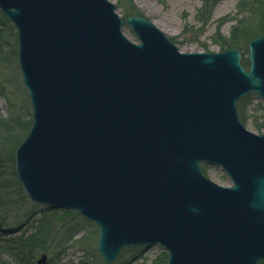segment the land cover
<instances>
[{"label": "water", "instance_id": "1", "mask_svg": "<svg viewBox=\"0 0 264 264\" xmlns=\"http://www.w3.org/2000/svg\"><path fill=\"white\" fill-rule=\"evenodd\" d=\"M0 10L32 108L14 155L30 200L94 221L106 263L151 244L164 264L264 259V131L248 130L236 106L255 92L264 109V34L249 40L246 68L238 47L182 52L109 0H0Z\"/></svg>", "mask_w": 264, "mask_h": 264}, {"label": "rangeland", "instance_id": "2", "mask_svg": "<svg viewBox=\"0 0 264 264\" xmlns=\"http://www.w3.org/2000/svg\"><path fill=\"white\" fill-rule=\"evenodd\" d=\"M109 1L113 2L116 12L122 17H126L123 16L124 12H132L130 15H138L151 21L182 52L223 51L227 48L222 49V44L234 39L240 43L236 46L241 49L242 57L247 56L240 33L243 30H260L264 25V12L259 9L258 3L251 0H244L240 6V0H218L212 8L206 7V10L201 9L203 0ZM252 6L256 7L257 13ZM7 19L1 12L0 23L3 22L0 31L3 41L0 42V120L8 124L12 133L13 141H10L8 151L15 155L18 145L31 127L32 108L19 67L16 28ZM122 31L129 39L137 41L130 26L123 24ZM242 98L243 119L239 117L240 121L248 130L262 133V99L255 92ZM200 167L203 174L215 183L232 185L221 167L206 163H201ZM22 192L25 199H21L19 194L11 193L9 200L12 203L1 208L0 215L3 218L6 216L7 223L4 227L7 228L20 227L22 230L28 229L27 231H33L36 227L41 231L50 228L47 239L40 240L44 250H37L34 262L41 253L47 255L44 264H164L167 260V253L159 244L129 245L122 247L113 261L106 263L97 249L99 229L94 221L86 219L73 209L49 207L34 202L23 189ZM258 264H264V259Z\"/></svg>", "mask_w": 264, "mask_h": 264}, {"label": "trees", "instance_id": "3", "mask_svg": "<svg viewBox=\"0 0 264 264\" xmlns=\"http://www.w3.org/2000/svg\"><path fill=\"white\" fill-rule=\"evenodd\" d=\"M217 1L218 0H203V5L201 9L203 8L206 10V7L210 9ZM251 1L253 3H258L259 9H262V11L264 12V0ZM242 2L244 3V0L239 1V6ZM252 7L254 12L257 13L258 10H256V7ZM130 14H132V12H124L123 16H128ZM2 22L0 23V25L2 24ZM262 34H264V25L260 27V30L253 32L243 30L240 33V39H242L245 43L244 47L246 52L249 40ZM1 41H3V35L0 31V42ZM237 42L234 41V39H232V41L231 39H229L227 43H225L224 45L222 44L221 48L225 49L234 46L237 47L236 45H240V43L238 42L237 44ZM242 63L245 67L249 66L247 56L242 57ZM243 101L244 99L241 98L237 102V109L239 117H241V119H243L241 107ZM12 125H15V123ZM7 126L8 124L6 122L0 120V209L12 203V201L9 200V196L11 195V193L19 194L21 199L26 198L24 197L25 195L22 192V189L15 174L14 155L10 154L8 151V145L11 143L10 141H13V138L11 137L12 133ZM6 223V216L3 218L0 215V264H35L36 261L34 262V259L37 250H44V246L41 245L40 240L43 241V239H47V232L48 230H50V228L48 227L42 229L41 231L36 227L33 231H27L28 229L22 230L20 227H4L6 226Z\"/></svg>", "mask_w": 264, "mask_h": 264}, {"label": "bare ground", "instance_id": "4", "mask_svg": "<svg viewBox=\"0 0 264 264\" xmlns=\"http://www.w3.org/2000/svg\"><path fill=\"white\" fill-rule=\"evenodd\" d=\"M164 32V31H163ZM165 33V32H164Z\"/></svg>", "mask_w": 264, "mask_h": 264}]
</instances>
